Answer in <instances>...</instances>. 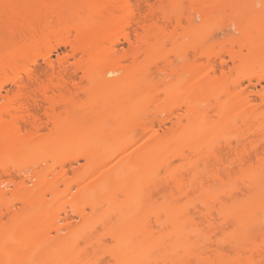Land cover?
Segmentation results:
<instances>
[{"label": "bare ground", "instance_id": "bare-ground-1", "mask_svg": "<svg viewBox=\"0 0 264 264\" xmlns=\"http://www.w3.org/2000/svg\"><path fill=\"white\" fill-rule=\"evenodd\" d=\"M193 1L204 3L211 12L239 0ZM142 2L135 5L131 0H0V89L6 83L12 82L15 90L5 97H8L6 99L9 100V103L13 101L16 104L7 109H5L7 106L4 108V103L0 104V156L13 153L25 145L33 150L42 148L44 145L51 146L55 150L56 145L53 144L50 136L53 138L52 135L58 137L59 134H62L63 137H67V134L70 135V132L75 131L76 133L77 131L87 133V138L89 136L96 137L98 133H102L104 138L111 141L112 150L125 151L140 142L153 130L152 122L146 118L147 113L142 111L144 108L141 109V105L137 101L138 91L136 88L148 86L146 73L152 66L158 67L161 63L162 57H156L157 55L156 58H152L154 55L148 57V54H151L150 51L160 43L156 39V35L160 33L158 21H162L163 24L173 23L177 27L181 24V16L174 14L173 16L163 15L159 18L155 12L156 7L151 5L149 0ZM143 4L147 6L146 12H141ZM232 6L237 7L236 5ZM256 20L258 19H252L247 14H240L238 18L232 19L235 30L244 31L241 48L245 47L246 54H242V49L237 51L232 48L222 52L230 60H237L245 66L240 77L231 79L232 81L228 80L229 74L221 69V78L217 80L218 77L213 76L217 65L212 61L213 59H210V56H207L204 64L200 62L201 60H188L185 62V66L190 71H196L200 62L199 64L205 65V67L200 65L198 69L204 68L207 71L208 68V75L205 73L206 78H192L187 81L181 87L186 96L176 103V109L185 105L188 112L193 111L194 107L192 108V106L200 100L205 105L200 110L194 109V114L200 116L199 118L202 117V121L206 120L207 122V119L212 115L228 126L245 127L244 129L247 130L245 132H249L248 136L239 134L234 139L235 144L226 141L223 144H217L216 150H214L213 142L209 139L191 142L188 137L182 138L181 135L176 136L168 133L167 137L157 139L153 152H143L138 155L126 165V170L124 168L114 170L106 185H110L112 191L121 189L129 183L137 185L140 190L139 210L133 218V225L125 226L138 236L139 247L134 248L132 253L125 258H122L116 251L112 252L110 257L116 263L126 259L132 264L134 262L135 264H264V238L248 243L244 241L245 234L249 229H259L264 223L262 218L264 196L253 207L226 206L221 201L217 205L203 201L199 206L176 203L178 196L202 190L203 181L199 178L196 164L201 163L207 168L205 166L207 158L202 155L204 148L210 150L208 157L214 162V169L209 171V181L215 182V180L221 179L223 173L231 175L233 172L237 177H242L244 174L246 176L247 170L253 169L252 175L248 177L247 187L252 190H261L264 193V170L255 169L256 166L264 167V110H260L258 103H252L256 97L264 102V92L258 93L257 90L248 89L244 91V88L241 87L244 79L249 81L248 85H253L251 79H256L259 82L264 78V70L261 68V64L264 62V33L258 31L256 35H253L248 26L241 28L243 22L252 23ZM261 21L264 23V14ZM130 26L135 28L133 38L127 31ZM112 28L116 31L111 42L109 34ZM119 34L129 44L128 49L124 52H118L115 48ZM152 37L155 40H151ZM61 46L70 48L72 58L77 56V60L74 59L75 62L71 61V64H75L74 66L77 64L73 70L75 73L80 70L83 74L80 82L66 77L68 69L64 63L66 60L63 58L64 56L65 58L69 57L70 52H64L63 58L60 57L61 61L59 59L57 61L59 63L57 67L53 65L50 54ZM41 47L46 48L45 53L41 54L46 63L43 70L39 69L37 72L30 67V64L22 65L25 66L24 68L20 66L21 62L25 60L24 58ZM196 54L195 51L194 58H196ZM142 57L144 59H141ZM35 61L31 64H34ZM219 61L220 67L223 68L227 60L223 58ZM68 63L70 62L68 61ZM92 68L94 70L101 69L98 76L103 79L102 82L93 84ZM17 69L27 73L26 80L20 79L17 82L15 77H7L9 72H18ZM123 72L125 78L120 76ZM41 73H44V77H41ZM134 73H139V75L136 76ZM122 79H129L127 80L129 90L123 94L118 91V84ZM82 81H87V83L83 84ZM211 82V87L218 82H223L220 87L221 92L226 95L232 94L228 102H220L216 93H212L211 99L209 98L208 101L201 99L206 89V83L210 84ZM238 88L239 90H237ZM38 96L41 98L37 99ZM39 111H42L41 114L38 113ZM59 120H63L62 123H58ZM163 120L166 119L163 118ZM178 121L180 122V119ZM205 127L203 124L197 126L194 133L205 137ZM45 129L48 131L46 135H49L50 140L42 137H46V135H42L46 133L43 131ZM155 132L151 133L157 137ZM62 144L66 145L67 142ZM223 146L232 153V156L223 157ZM80 155L89 163L88 168H85L76 179L86 181L99 171L98 169L103 163L94 161V152L91 148H84ZM34 156L36 159L39 157L37 154ZM252 156H255V165L251 162ZM41 158L39 157L41 162H46ZM72 159L77 160L76 158ZM175 159L188 162L186 163L189 165L186 170L188 180H184L185 176L182 174L177 175L169 169ZM61 160L59 163L57 162L59 170L56 172L58 175L55 174L57 166L46 168L50 170V167L55 166V170L48 171L53 176V180L47 187L51 186L48 189L53 195L58 193L59 179H62L61 181L64 183L68 182V173L64 166L66 161ZM38 161L32 162L38 165L40 162ZM7 164H1L0 161L1 170L5 173H9L10 170V166ZM13 166L14 164L11 167ZM162 168L165 169L167 177L157 179L156 174ZM124 172H128V174ZM22 185L25 183L23 182ZM167 185H171V188L177 192L176 196L172 192L166 193ZM106 186L98 191L103 192ZM27 188L25 187L23 193L21 194L22 191H20L21 195H18L20 202L24 205L33 204L37 198V191L32 190L33 187ZM233 192H228L230 197L234 195ZM98 193L94 191V194ZM155 194H160L164 201L156 204L154 202ZM2 195L4 193L1 191L0 196ZM89 196L90 203H92L93 198L91 195ZM83 211L84 209L80 208L76 213L80 215ZM12 213L8 215H13L14 219L16 212ZM5 214L4 211H0L2 217ZM196 215L199 216L198 219H196ZM18 219L21 221V218ZM23 224L22 230L19 228L21 232L18 237L15 236L8 242H0V264L12 262L15 254L20 250V244L33 245L37 241L32 224L30 222H23ZM202 225H205L204 228ZM42 228L44 231H49L51 228L61 229L55 224L42 226ZM152 229L156 234L151 233ZM118 233L117 230H111L110 237L118 240ZM211 235H215L214 242ZM211 243L216 246H212ZM211 250L212 256L208 254ZM227 250H232L230 260L224 259L227 256ZM78 252L79 250L74 248V251L67 255L63 254L61 257L51 256L44 249L40 253H43L48 263L57 262L59 258L62 262L67 260L82 262L80 256L82 259L84 256L81 253L79 255ZM83 253L86 255L85 250ZM152 255L154 260L150 261L149 258ZM98 260L99 257L96 258V262Z\"/></svg>", "mask_w": 264, "mask_h": 264}, {"label": "rangeland", "instance_id": "rangeland-1", "mask_svg": "<svg viewBox=\"0 0 264 264\" xmlns=\"http://www.w3.org/2000/svg\"><path fill=\"white\" fill-rule=\"evenodd\" d=\"M142 1L143 0H131L135 5L138 2L143 3ZM149 2L156 7L155 12L159 18L163 15L173 16L174 14H180L181 16V24L177 27H175L173 23L163 24L162 21H158L160 33L156 35V39H158L160 43L150 51L151 54L149 53L148 57L150 58L152 55H154L152 58L162 57L161 59L159 58L162 65L159 63V68L154 65L155 67L152 66L151 69L148 70L146 73L148 86L144 88H136L138 91L137 101L141 105V109L144 108L142 111L147 113L146 118L152 122V131H156L155 134H157V137H154L155 135H152V131H150L140 142L131 146L127 150L114 151L111 148V141L104 138L102 133H98L96 137L89 136L87 138V133H82L80 131H77L76 133L75 131L70 132V135L67 134V137H63L62 134H59L60 137L52 135V138L50 136L51 141L56 145L55 150L53 147H47L45 145L42 148L33 150V148H27L28 145H25L21 149L19 148V150H15L13 153L0 156L1 164L8 163L7 165L10 166L9 173L3 172V170H1L2 165L0 166V192L2 191L4 193V195L0 196V211L6 213L4 215L5 217L0 215V242H8L9 240L14 239L15 236L18 237L21 232L20 229L24 225L23 222H30L32 224L35 229L37 240L34 243L36 245H28L26 243L20 244L19 252L15 254L13 261L7 264H132L126 259H122L121 262L116 263L110 257V254L116 251L122 256V258H125V256H129L132 253L134 248L139 247L138 236L125 226L133 225V218L137 215L139 210L140 190L137 185L129 183L121 189L119 188L112 191L109 187L110 185H106L109 183V176L113 171L118 168H124L126 170V165L129 164L132 159L136 158L143 152H153L155 150L157 139L167 137L168 133L176 136L181 135L182 138L188 137L191 142H199L209 139L213 142L214 150H216L217 144H223L226 141L235 144L234 139L239 134H244L245 137L248 136L249 132H245L247 131L244 129L245 127L238 128L234 125L233 127L230 125V127L223 123V121L217 120V118L213 117L211 114V118L207 119V122L206 120L202 121V117L199 118L200 116L198 117L194 114V109L200 110V108H203L205 105L200 100L195 102L192 106V108L194 107L193 111L188 112L186 111L185 105H181L179 109H176V103L186 96L181 90V87L187 81H190L192 78H206L205 73H208V68L206 71L204 68L198 69V66H202V64H199L200 62H203V64L205 63L207 56H210V59H213L212 61L217 65L215 75H213L218 77L217 80L221 78V69H224L225 72L229 74L228 80H234L240 77L245 66L240 64L237 60H230L226 54L222 53L223 50L228 48L237 51L242 49V54H246L247 52L245 47L241 48L244 31L241 30L240 32L235 30L232 25V19L238 18L240 14H247L250 18L258 20L252 23L243 22L241 28L248 26L253 35H256L258 31L264 33V23L261 21L262 15L264 14V0L234 1L233 3L230 2L226 6L211 12H209L206 5L200 1L149 0ZM143 5L141 12H146L145 10L147 9V6ZM232 5H236L237 7ZM134 29V26L127 28V31L131 33L132 38ZM115 31L114 28L110 30L109 37L111 42ZM117 37L118 42L115 45L116 50L118 52L126 51L129 47L128 42L123 39L121 34ZM151 40H155V38L152 37ZM67 47L65 48L61 46L50 54V59L55 67L59 65L57 62L58 59L61 61L60 57L62 56V59L66 52H70L71 56L70 48L68 49ZM37 50L24 58V61L22 59L23 62H21L20 66L24 68L25 66L22 65L30 64V67L37 72H39V69L43 70V68L46 67V63L41 54L45 53L44 50H46V48L41 47ZM152 51H154L153 54ZM195 51L197 52L196 58H194ZM70 56L66 58L64 56L63 59L66 61L62 60L65 61L64 63L66 65H64L68 69L66 77L73 78L76 81L79 80L78 82H80V78L83 74L80 70H77L75 73L73 70H75L77 64L76 66H74L75 64L72 65L73 63L71 64V61L75 62V60H77V56L76 58ZM164 58L166 59V62H164ZM223 58L227 61L226 65L222 68L220 67L219 60ZM141 59H144V57ZM195 59L201 61L199 63L196 62L198 63L196 71H190V69L185 66V62ZM33 61H35V63L31 64ZM68 61L70 63H68ZM261 65V68L264 70V62H262ZM202 67H205V65ZM18 69H20V67H18ZM18 69L16 70L18 72H12L13 74L9 72L11 74L8 73L7 77H15L17 82H19L20 79L26 80L27 73L24 70H21V72ZM100 70L101 69H91L94 74V79L92 81L93 84H98L103 81V79L98 76ZM43 74L44 73H41V77H44ZM134 75L138 76L139 73H134ZM120 76L125 78L124 72L121 73ZM127 80L129 79H122L119 81L118 91L122 94L126 90H129ZM212 82L210 84L206 83V89L203 92L201 99L208 101L209 98L211 99L210 95L216 93L220 102H228L232 94L226 95L221 92L220 87L223 82H218L215 86L211 87ZM251 82L253 85H248L249 81L247 79L243 80V85L241 87L244 88V91L248 89L253 91L257 90L258 93L264 92V78L259 82L256 79H251ZM82 83L86 84L87 81H82ZM12 90H15V86L12 82L6 83L3 88L0 89V104L4 103V108L7 106L5 109L10 108V106L12 107V105H16L13 101H10L9 103V100L6 99L8 97H5L7 95L9 96L13 92ZM237 90H239V88ZM39 97L40 96H38L37 99H39ZM7 100L8 104L6 105ZM252 103H258L260 110H264V102L260 101L259 98L256 97L255 100H252ZM41 112L42 111H39L38 113L41 114ZM42 118L44 119L43 116ZM163 118L166 120L164 121ZM161 119L163 121H160ZM178 119H180V122ZM59 121L58 123H62L63 120ZM201 124L206 126L204 132L205 137L194 133V129ZM43 131L46 133L42 135H46L48 132L46 129ZM48 136L46 135V137H42L47 138L48 140ZM62 138H64L63 141ZM65 141L67 144L63 145L62 143H65ZM84 148H91L94 152V161L103 164L94 176L86 181H79V179L76 178H79V174L82 173L85 168H88L87 165L89 163H87L86 159L80 155ZM222 148L223 157L232 156V153H230L227 148L225 149L224 146ZM38 153H41V155L39 156ZM209 153L210 150H207L206 148L203 149L202 155L207 158L205 165L207 168L201 163L196 164V170H199V178L203 181L202 190L193 191L194 193H191L192 191L190 192L189 190V194L178 196L176 198L177 204L199 206L200 202L208 201L217 205L218 202L221 201L224 202L226 206L236 205L238 207H253L263 198V191L252 190L247 187L248 177L252 175L251 173L253 169L247 170L246 176L244 174L242 177H237L236 173L234 174L233 172L231 175H225L223 173L221 179H217L215 182L209 181V171L214 169L213 159L208 157ZM34 154H37V157H42L46 162L44 160V162H41L42 160L40 161L39 157L36 159ZM254 157L252 156L251 158L252 164H254L255 161ZM71 158H76L77 160H71ZM33 159L35 162L39 159V164L37 165V163L32 162L34 161ZM59 160L66 161L64 162V166L68 173V182L64 183L61 181L62 179H59L57 183L58 193L53 195L48 189L51 186L49 185V187H47L48 184L51 183L50 181L53 180V176H51L48 171H52L51 169L55 170V168L57 169L59 167ZM52 162L54 163L52 164ZM186 163L188 162L185 160L182 161L175 159L171 163L169 169L177 175L182 174L185 176L184 180H188L189 177L186 174V170L189 165ZM13 164L14 166L11 167ZM53 165L57 167L54 166L55 168H51ZM48 166H51L50 170L46 169L49 168ZM232 169H235V167H232ZM255 169L262 171L264 170V167L256 166ZM58 170L59 169L55 170V172ZM124 173L128 174V172ZM55 174L58 175L57 172ZM164 176L167 177L165 169L162 168L156 174V177L157 179H163ZM23 182L25 185H22ZM104 186H106L105 190L103 189V192L100 193L98 190L102 189ZM25 187H28L27 189L33 187L32 190L35 189L37 191V198L33 204L24 205L20 202L18 195L20 194V191H22L21 194L23 193ZM94 191L99 193L94 194ZM165 191L167 194L172 192L174 196L177 195V192L171 188V185H167ZM229 191H234V195L230 197L228 193ZM89 195L93 198L91 201L92 203H90ZM155 195L156 198L154 202L156 204H160L164 201L160 194ZM6 208L9 212L8 214H11L12 211L13 213L16 212L14 219L12 217L13 215L10 216L7 214V211H5ZM80 208H83L84 211L82 214L78 215L76 211ZM197 215L196 219L199 218ZM18 218H21V221ZM262 218L264 219V214L262 215ZM54 224L61 227V229L56 230L51 228L49 231L42 230V226H53ZM204 226L205 225H202V228H204ZM153 229H155V227H153ZM111 230L119 231L118 240L110 237ZM151 233L156 234L155 230ZM214 236L215 235H211V238L215 239ZM263 238L264 223L259 229H249L245 234L244 241H247L248 243L253 240L260 241ZM211 245L213 246L215 244L211 243ZM74 248L79 250V255L81 253L84 256L83 259L80 256V260H83L82 262H79L78 260H67L62 262L59 258L57 262L48 263L43 253H40L41 250L44 249L51 256L61 257L63 254L67 255L74 251ZM84 250L86 255L83 253ZM227 251V256L224 259L230 260L232 257V250ZM208 254L212 256V250L209 251ZM98 257L99 260L96 262V258ZM153 258L152 255L149 260L153 261ZM87 260L89 261L88 263L86 262Z\"/></svg>", "mask_w": 264, "mask_h": 264}]
</instances>
